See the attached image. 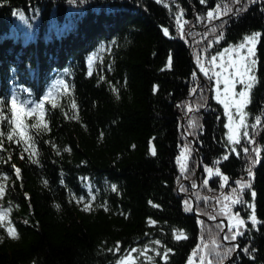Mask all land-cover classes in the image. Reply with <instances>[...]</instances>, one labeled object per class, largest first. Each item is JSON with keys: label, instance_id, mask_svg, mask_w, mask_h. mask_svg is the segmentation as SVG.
Here are the masks:
<instances>
[{"label": "trees", "instance_id": "trees-1", "mask_svg": "<svg viewBox=\"0 0 264 264\" xmlns=\"http://www.w3.org/2000/svg\"><path fill=\"white\" fill-rule=\"evenodd\" d=\"M253 32L233 149L199 63ZM233 188L247 227L225 239ZM0 214V264H188L201 245L264 264V0H0Z\"/></svg>", "mask_w": 264, "mask_h": 264}, {"label": "snow or ice", "instance_id": "snow-or-ice-1", "mask_svg": "<svg viewBox=\"0 0 264 264\" xmlns=\"http://www.w3.org/2000/svg\"><path fill=\"white\" fill-rule=\"evenodd\" d=\"M217 8H219V5H217ZM214 10L208 11V16H213ZM165 33L168 32L167 28L163 29ZM260 32H253L252 34L245 37L244 41L240 42L239 45H230L228 48L224 49V52L219 53L220 57H223L225 53H229V65L228 67H231L233 71L230 73L228 71V67H225L223 64L220 65L222 72H217L215 77L213 79L215 80V99L223 104V107L225 111L227 112L228 116V140L232 142L233 149L236 148V145L240 141V130L244 128L246 123V118L248 117V112L245 110L247 105L251 102L250 97V90L252 89L253 85L257 82V77L255 75V69L257 67V60L253 57L255 56L256 51V44L258 42V38L260 37ZM217 39H220V37H217ZM247 48V52L245 53L242 51L243 49ZM232 52H238V57L234 58L231 53ZM212 61L215 62L217 60V56H212ZM204 75H208V70L204 71ZM221 76L223 79H221ZM223 84L225 87L223 88V91L221 90L220 85ZM242 85V88L240 91H237V85ZM13 108L16 109L17 112V128L20 130V135L24 137L25 140L29 139V135L27 133L26 125L23 123L22 120H20V112L18 109V106L16 105L15 100L12 102ZM238 113V116L234 119L233 112ZM256 123L259 124L260 120L259 118L256 119ZM195 127L196 125L193 124ZM245 136L248 139V141L252 142V137L248 135L247 132H245ZM185 152L190 151L187 146H185L184 149ZM153 154H155L156 149L155 147L152 148ZM243 152L248 153L249 148L243 147ZM237 155H239V152L237 151ZM181 162V168L183 169L186 166L187 162V156H185L183 153L181 154V157L179 158ZM258 160L255 158V155L252 159V164H258ZM82 163H87V161H83ZM17 172L20 170L17 168ZM217 172H219V169H216ZM208 174L212 175L213 170L208 169ZM220 175L223 176V179L225 182L228 181L229 177L224 175L222 172H220ZM254 172L249 169L248 171V180H237L235 181L236 184L239 185V191L242 193L245 188H251L252 186V177H254ZM204 183H208L207 180L204 181ZM113 188H115V185H112ZM233 197H229V205H226L221 210V215H227L232 220V228L234 231L230 236H225V239H235L236 235H243L244 233L241 231V226L247 227L245 224V221L243 217L240 216L239 212H233L230 205H240V204H246L247 201L244 200L242 195H237V189H232ZM256 193L255 191L252 192V196L255 197ZM83 199V197H81ZM59 207V205H57ZM252 208V215L248 217L249 220L256 222V214H255V204L251 205ZM188 211H191V209H188ZM235 217V219H233ZM152 223H155V221H152ZM8 232L11 233L13 236L16 235L15 229L12 227L8 228ZM156 243H160V241H156ZM168 251H171L169 249ZM228 252H232V248L227 249ZM245 252H247V248L244 249ZM157 255H159V252H157ZM163 257L165 260L168 258L167 252L163 254Z\"/></svg>", "mask_w": 264, "mask_h": 264}, {"label": "rangeland", "instance_id": "rangeland-1", "mask_svg": "<svg viewBox=\"0 0 264 264\" xmlns=\"http://www.w3.org/2000/svg\"><path fill=\"white\" fill-rule=\"evenodd\" d=\"M257 44H258V42H257ZM257 44H256V47H257ZM234 45H239V43L234 44ZM242 51H244L246 53L247 48L243 49ZM221 52H224V50ZM231 55L234 58H236V57H238L239 53L238 52H232ZM255 55H256V51H255ZM216 56H217V60L215 62H213L211 59V61L207 65H204L202 62L199 63V67L201 68V70L202 71L208 70V75L211 78L215 77L217 72H222V69L220 67L221 64H223L225 67H228V65L230 63V61L228 59L229 53H225L223 57H220L219 54H217ZM253 58L256 59L255 56ZM256 69H257V67H256ZM256 69H255V75H256ZM228 71L231 73L233 71V69L231 67H228ZM221 79H223L222 76H221ZM254 85H253V87H254ZM220 87H221V90L223 91V88L225 86L223 84H221ZM236 87H237V91H240L242 88V85L238 84ZM253 87H252V89H253ZM252 89L250 90V96H251ZM211 90H212L213 98H214V100H216L215 99L216 93H215V80L214 79H213V83L211 85ZM217 102L223 106V104L221 102H219V101H217ZM225 113L227 115L226 111H225ZM233 115H234V119H235L238 116V113H235V111H234ZM228 122L229 121H228V116H227V125H228ZM242 129L240 130V132L242 131ZM228 131H229V129H228ZM0 217L3 218V214H0ZM233 219H235V217H233ZM229 223H230V225L227 224V228L226 229L224 228V229L227 230L228 228H230L229 232L232 234L234 229L232 228V220L231 219H230ZM242 228H243V226H241V230H242ZM215 250H216V248L214 245L213 246L201 245L196 251L193 252L188 264H209L210 256L215 252Z\"/></svg>", "mask_w": 264, "mask_h": 264}, {"label": "water", "instance_id": "water-1", "mask_svg": "<svg viewBox=\"0 0 264 264\" xmlns=\"http://www.w3.org/2000/svg\"><path fill=\"white\" fill-rule=\"evenodd\" d=\"M199 173H200V170H199V172H198V175H199ZM195 205V204H194ZM193 211L195 212V206H193ZM227 228V223L225 222V229ZM237 255V253H235V256ZM232 260H230V262H231ZM225 264H227V263H225Z\"/></svg>", "mask_w": 264, "mask_h": 264}]
</instances>
